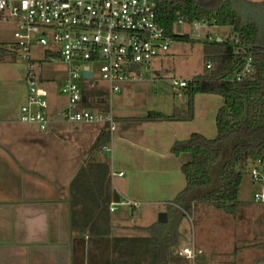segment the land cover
Masks as SVG:
<instances>
[{
    "label": "crops",
    "instance_id": "0c3cea01",
    "mask_svg": "<svg viewBox=\"0 0 264 264\" xmlns=\"http://www.w3.org/2000/svg\"><path fill=\"white\" fill-rule=\"evenodd\" d=\"M2 18L9 19L0 14V22ZM11 21L15 30L17 24ZM0 27L3 26L0 24ZM0 33V47L6 50L0 58V264H110L112 237L134 236L123 235L118 229L125 227L132 231L140 226L122 225L112 219L109 236H92L74 229L70 189L74 176L85 162L105 159L103 153L106 152L101 148L92 150L104 124L67 123L59 119L58 112L67 105V98L60 91L66 67L49 60L50 56L56 55L53 51L38 47L33 50V58L41 63V87L46 91L52 122L48 130H41L35 123L22 122L20 108L26 103L28 92L26 64L11 48L13 35L9 41L1 28ZM18 60L22 62L21 66L17 64ZM136 82L125 83L122 91L133 89ZM46 83L51 88H47ZM84 95L90 102L86 104L83 98V104L88 108H106L107 99L110 103L112 99L104 84L86 88ZM99 96L105 101L104 107L96 102ZM182 101L186 107L185 95ZM157 104H163L161 99ZM114 117V132L118 131V134L116 144H113V133L110 142L112 149L116 147L117 174L120 176L123 172L122 176H127L120 188L116 185L114 190L120 198L127 196L143 203L152 199L155 191L170 188L175 191L171 194L174 196L166 201L174 199L175 193L184 188L185 180L180 182V188L176 181L179 178L174 174L181 171L190 155L169 156V137L164 134L168 122L131 120L140 117L138 115ZM174 123L177 126L184 122ZM130 134H136L131 142L127 137ZM176 139L182 138L176 136L170 148ZM112 171L116 173L113 168ZM260 256L257 255L256 264H263L259 261ZM242 257L231 255L226 262L237 264Z\"/></svg>",
    "mask_w": 264,
    "mask_h": 264
},
{
    "label": "trees",
    "instance_id": "16d2710c",
    "mask_svg": "<svg viewBox=\"0 0 264 264\" xmlns=\"http://www.w3.org/2000/svg\"><path fill=\"white\" fill-rule=\"evenodd\" d=\"M181 18L185 25L208 21L212 26L229 27L230 32L221 40L216 37L203 41L204 72L193 77L183 89L184 109L175 107L171 114L148 111L131 120L191 121L195 116V96L216 94L224 100L216 114L217 132L214 137L193 132L188 138L173 142L170 150L175 156L190 155L181 166L185 187L171 200L165 222L137 227L146 232L143 236L112 237L110 264H185L183 257L172 251L180 243L182 218L192 214L199 203L233 217L243 207L255 203L254 196L251 201H245L239 195L244 177L250 172L249 164L264 159V2L159 1L158 22L173 40L188 39L187 35L174 32ZM4 51L0 47V58ZM249 54L253 58V73L244 81H233L232 75L243 67V58ZM208 63L212 64L211 69L206 68ZM85 95V103L89 105ZM101 100L99 96L96 102L104 107L105 101ZM110 140L109 126L104 124L92 150L102 148ZM70 189L73 228L92 236H109L114 192L109 161L100 158L85 162L74 176ZM252 239L236 243L231 254L257 248L262 250L259 261L264 264V229L255 231Z\"/></svg>",
    "mask_w": 264,
    "mask_h": 264
},
{
    "label": "built area",
    "instance_id": "2783aa9c",
    "mask_svg": "<svg viewBox=\"0 0 264 264\" xmlns=\"http://www.w3.org/2000/svg\"><path fill=\"white\" fill-rule=\"evenodd\" d=\"M160 0H0V14L17 24L13 33L12 50L26 64L25 81L27 100L20 108V120L35 123L48 130L52 116L48 112L46 91L41 87V63L33 58V50L44 48L56 55L52 62L66 67L61 93L67 105L58 112L59 119L67 123L108 124L112 133L116 128L112 110L88 108L83 104L85 89L105 85L108 97L120 93L127 82L139 81L146 71L154 82L152 61L166 52L172 37L159 24L157 8ZM178 24H184L181 18ZM189 26L197 37L211 24L194 21ZM206 39L216 38L209 31ZM219 39V38H217ZM237 53V52H236ZM243 67L232 75V80L244 81L253 73V58L246 55ZM93 66L99 67L94 78ZM207 69L212 64L206 65ZM88 71V77L84 73ZM174 89H184L190 79H169ZM98 101V98L97 100ZM112 151L111 142L101 148ZM112 171V176H114ZM253 182L262 187L254 194V202H264V159L254 162L249 172ZM119 175H123L120 172ZM112 201L110 210L116 209ZM202 251L194 245L185 247L183 254L196 259Z\"/></svg>",
    "mask_w": 264,
    "mask_h": 264
},
{
    "label": "rangeland",
    "instance_id": "374dc122",
    "mask_svg": "<svg viewBox=\"0 0 264 264\" xmlns=\"http://www.w3.org/2000/svg\"><path fill=\"white\" fill-rule=\"evenodd\" d=\"M0 24L4 27H0L1 30L6 33L10 41L14 31L12 26L13 22L9 19L2 18ZM207 31L211 32L215 37L219 36L223 38L229 34L230 29L229 27L211 25L208 29H204L202 34L197 37L191 26L178 24L174 30L175 34L187 35L188 39L173 40L169 49L152 61L151 64L156 80L153 82L150 74L146 71L143 78L133 84V89H124L120 94L115 93L111 97V103L106 98L108 103L107 107L101 110L107 111L111 106V110L115 116H143L147 114L148 111L152 110H157L162 113L167 111V114H171L175 107L184 109L185 103L182 101L184 90L174 89L169 79H190L203 74L205 65L202 43L206 39L205 34ZM17 64L21 66L22 62L18 60ZM92 68L94 70V78L98 77L99 67L93 66ZM45 86L51 88L47 83ZM160 99L161 103H163L162 105L157 104ZM223 101V97L220 95L199 94L197 96V105L195 106V116L193 120L178 123L177 126H174L175 121H164L168 122L166 126L168 130L164 134L169 137L170 157L174 155L170 150V144L176 136L186 139L193 132L203 133L209 137H214L216 135V114L218 109L223 105ZM158 107H160V109H158ZM94 125L97 126V124ZM90 126H93V124ZM117 134L118 131L113 132L114 145L116 144ZM135 136L136 134L127 135L130 142ZM140 136H142V134ZM114 149H112L111 152L103 153L105 159L109 161L111 168L116 172L114 176H112L113 189L117 187L120 188L121 182H125V177L127 178L126 175L124 177L122 175L118 176L117 174L119 171V161L117 152ZM252 167L253 164L250 163L248 166L249 171ZM154 168L155 167L152 169L155 171ZM181 172L182 171L174 174V176L179 178L176 181L180 185V188V182H183V179H185ZM185 184L186 181L184 180V187ZM261 191V185L253 182L250 174H247L241 184L239 196L241 200L251 201L254 194ZM174 192L175 191L173 189L170 190V188L165 189L163 192L155 191L152 195V199H146L148 201H144L143 203L130 199V197L122 193L126 197L121 196V201H125L128 204L117 203L116 210L112 213V219L114 222L122 225L149 226L159 221L160 214L167 212L171 201L166 200L173 198L172 196L174 195L171 194ZM176 195L175 193V196ZM258 204L260 205H257V202H255L249 207H243L239 210L237 216L233 217L217 210L211 205L199 203L192 214L182 218L179 225L181 235L180 243L176 248H173L172 252L174 255L182 256V259L185 260V264H227L226 261L231 259L229 256L232 255L231 253L236 243L253 240L252 238L255 235V231L264 229V202H259ZM129 229L130 228L125 229V227H121L118 231L123 235H146V232L142 228L132 231ZM191 245H194L202 251L196 259L188 258L183 254V249ZM261 253L262 250L257 248L242 249L237 255L243 257L240 258V261L238 260L239 262L236 261V263L256 264L255 259L257 255ZM214 260H216V262Z\"/></svg>",
    "mask_w": 264,
    "mask_h": 264
},
{
    "label": "water",
    "instance_id": "95a60500",
    "mask_svg": "<svg viewBox=\"0 0 264 264\" xmlns=\"http://www.w3.org/2000/svg\"><path fill=\"white\" fill-rule=\"evenodd\" d=\"M247 1H250V2H253V3H262V2H264V0H247ZM218 40H220V38ZM89 74L90 73L88 71H86L84 73V76L88 77ZM113 201L114 202H119L120 201V194L116 190H114V192H113ZM167 218H168L167 212L162 213V214H160L159 221L160 222H165L167 220Z\"/></svg>",
    "mask_w": 264,
    "mask_h": 264
},
{
    "label": "bare ground",
    "instance_id": "6f19581e",
    "mask_svg": "<svg viewBox=\"0 0 264 264\" xmlns=\"http://www.w3.org/2000/svg\"><path fill=\"white\" fill-rule=\"evenodd\" d=\"M257 203H259V202H257Z\"/></svg>",
    "mask_w": 264,
    "mask_h": 264
}]
</instances>
